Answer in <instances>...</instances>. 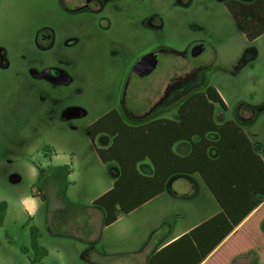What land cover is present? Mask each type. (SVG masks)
Returning a JSON list of instances; mask_svg holds the SVG:
<instances>
[{"label": "rangeland", "instance_id": "obj_1", "mask_svg": "<svg viewBox=\"0 0 264 264\" xmlns=\"http://www.w3.org/2000/svg\"><path fill=\"white\" fill-rule=\"evenodd\" d=\"M196 43L203 50L192 56ZM151 52L155 69L135 72ZM209 84L225 96L229 119L250 112L243 127L264 156V33L246 40L224 0H0V264H81L79 242L63 236L81 223L56 184L63 171L48 161L55 135L81 143L83 125L122 100L146 110L174 88ZM84 159L67 194L88 199L102 186L93 178L107 175ZM30 226L47 251L38 262Z\"/></svg>", "mask_w": 264, "mask_h": 264}, {"label": "trees", "instance_id": "obj_2", "mask_svg": "<svg viewBox=\"0 0 264 264\" xmlns=\"http://www.w3.org/2000/svg\"><path fill=\"white\" fill-rule=\"evenodd\" d=\"M224 6L246 40L264 33V0H224ZM216 105L227 109L217 89L209 84L183 99L178 120L156 118L130 124L111 108L85 127L100 161L114 162L119 169L112 186L92 201L103 209L102 226L160 194L167 179L177 173H198L220 206L218 213L156 252L148 264H198L256 207L251 192H264V161L234 120L215 121ZM209 133H216L217 138H209ZM179 142L189 144L187 153L174 150ZM145 159L153 167L150 175L137 167ZM38 194L45 200L39 189L33 196ZM6 209L7 203L1 201L0 226ZM263 221L264 204L244 225L247 234L238 231L209 264H229L232 257L250 250L257 252L254 264H264ZM29 235L30 247L38 253L32 261L38 262L47 251L38 246L36 227H29ZM177 253L182 261H162Z\"/></svg>", "mask_w": 264, "mask_h": 264}, {"label": "crops", "instance_id": "obj_3", "mask_svg": "<svg viewBox=\"0 0 264 264\" xmlns=\"http://www.w3.org/2000/svg\"><path fill=\"white\" fill-rule=\"evenodd\" d=\"M214 87L227 107L226 110L219 105L215 107L214 119L217 123H221L229 119L226 115L229 107L225 96L216 86ZM181 91V89L174 88L173 91L164 94L146 110H133L130 108L132 106L122 100L121 110L118 111L125 121L130 124L144 123L156 118L178 120L177 109L183 99L190 94H182ZM243 105L239 103L240 108ZM240 112L243 113L242 109ZM249 113L246 110L243 116H239L240 118L231 119L243 129L251 141L253 149L264 161L261 150L255 145L252 137L243 127ZM91 121L83 125V131H85V127ZM55 136H61V138L54 140L48 161L53 169L63 171L65 178H57L55 180L56 184L63 186V192L61 191L63 198L73 204L79 215L78 220L81 223L80 231L58 234L59 236H62V234L63 236L67 235V237L76 239L79 242L80 258L77 259L81 264H148L153 255L161 248L220 211L219 204L198 173H177L167 179L164 190L160 194L129 213L122 215L110 225L102 226L103 209L92 205V201L112 186L113 180L119 174L118 166L110 162L103 164L95 153L88 137L86 141L76 143L69 142L63 135L57 134ZM208 137L216 139L217 134L209 133ZM63 139L66 140L64 141ZM174 150L179 154H185L189 150V144L187 142L176 143ZM80 154L83 159L84 157L89 158V163L84 159L88 169H96L97 165L107 175L105 180L93 178L96 183L102 186L97 191H92L89 195L85 194L88 199L72 197L67 194L69 184L76 186L80 182L77 170H80L81 167L75 165V161ZM137 167L141 173L146 175H150L153 172L152 164L148 159L139 162ZM199 183L204 185L200 196L197 194ZM251 196L257 204L256 207L198 264H209L238 231L246 233L244 225L264 204V192L253 190ZM260 228L264 232V221ZM256 258L257 252L250 250L235 255L230 259L229 264H254ZM162 259V261L180 259L182 261V257L178 253L176 255L173 254V256H164Z\"/></svg>", "mask_w": 264, "mask_h": 264}, {"label": "water", "instance_id": "obj_4", "mask_svg": "<svg viewBox=\"0 0 264 264\" xmlns=\"http://www.w3.org/2000/svg\"><path fill=\"white\" fill-rule=\"evenodd\" d=\"M203 50L201 43L194 44L190 49L192 56L198 55ZM157 65V55L155 53H147L143 55L134 65V71L140 74H148L153 71Z\"/></svg>", "mask_w": 264, "mask_h": 264}, {"label": "flooded vegetation", "instance_id": "obj_5", "mask_svg": "<svg viewBox=\"0 0 264 264\" xmlns=\"http://www.w3.org/2000/svg\"><path fill=\"white\" fill-rule=\"evenodd\" d=\"M158 60V59H157Z\"/></svg>", "mask_w": 264, "mask_h": 264}]
</instances>
